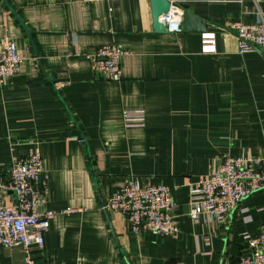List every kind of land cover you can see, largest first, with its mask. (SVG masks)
Returning <instances> with one entry per match:
<instances>
[{
  "label": "crops",
  "instance_id": "crops-1",
  "mask_svg": "<svg viewBox=\"0 0 264 264\" xmlns=\"http://www.w3.org/2000/svg\"><path fill=\"white\" fill-rule=\"evenodd\" d=\"M171 1L206 21L214 53L201 52V33L155 32L150 0H0V34L22 56L0 83V166L40 151L44 208L58 211L35 264H232L264 223V188L224 223L188 215L199 176L264 150V53H239L231 28L257 20L264 0ZM105 44L125 51L117 80L91 67ZM135 109L145 125L126 128L122 113ZM131 177L170 188L175 235L131 232L103 209ZM0 264H25L22 248L0 246Z\"/></svg>",
  "mask_w": 264,
  "mask_h": 264
},
{
  "label": "built area",
  "instance_id": "built-area-1",
  "mask_svg": "<svg viewBox=\"0 0 264 264\" xmlns=\"http://www.w3.org/2000/svg\"><path fill=\"white\" fill-rule=\"evenodd\" d=\"M93 3L104 0H82ZM170 33L181 31L182 11L171 7L158 17ZM231 28L238 43L239 53L257 52L264 48V10H260L254 22L236 21ZM201 52L216 51L214 32L200 34ZM125 51L112 44L98 46L90 55L91 67L98 75L117 80L121 73V59ZM22 56L16 42L7 34H0V83L19 71ZM144 109L124 110L122 121L126 128L144 127ZM49 174L42 154L34 150L22 157L13 158L0 166V246L21 247L25 264H35L32 247L44 245V236L50 221L58 214L44 208L50 195L47 184ZM264 188V150L257 155L240 154L228 157L207 176H200L189 188L191 208L189 217L198 222L204 216L219 223L237 209L242 199ZM175 202L170 188L165 184H142L137 177L115 189L103 205L106 211L117 212L124 217L131 232H148L152 235H175L172 208ZM72 207L61 210L74 211ZM249 252L238 256L232 264H264V223L255 236L245 233ZM62 264V263H50ZM167 264H186L181 261Z\"/></svg>",
  "mask_w": 264,
  "mask_h": 264
},
{
  "label": "water",
  "instance_id": "water-1",
  "mask_svg": "<svg viewBox=\"0 0 264 264\" xmlns=\"http://www.w3.org/2000/svg\"><path fill=\"white\" fill-rule=\"evenodd\" d=\"M152 27L155 32H168L158 17L169 11L171 7L182 11L181 31L186 33H202L206 31V21L188 11L185 3H176L171 0H150ZM264 53V48L260 49Z\"/></svg>",
  "mask_w": 264,
  "mask_h": 264
},
{
  "label": "rangeland",
  "instance_id": "rangeland-1",
  "mask_svg": "<svg viewBox=\"0 0 264 264\" xmlns=\"http://www.w3.org/2000/svg\"><path fill=\"white\" fill-rule=\"evenodd\" d=\"M248 154H251V155H257V154H252V153H248ZM238 155H240V154H238ZM235 156H236V155H235ZM230 157H231V156H230ZM226 159H227V158H226ZM207 175H208V174H207ZM207 175H202V176H207ZM199 177H200V176H199ZM197 180H198V179H197ZM197 180H196V181H197ZM196 181H194L193 184H195Z\"/></svg>",
  "mask_w": 264,
  "mask_h": 264
}]
</instances>
